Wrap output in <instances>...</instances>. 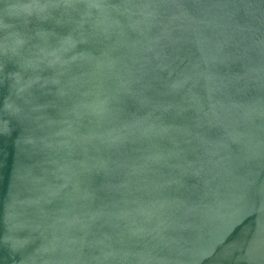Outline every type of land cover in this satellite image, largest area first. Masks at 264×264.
Here are the masks:
<instances>
[{
  "label": "water",
  "instance_id": "obj_1",
  "mask_svg": "<svg viewBox=\"0 0 264 264\" xmlns=\"http://www.w3.org/2000/svg\"><path fill=\"white\" fill-rule=\"evenodd\" d=\"M0 264H264V0H0Z\"/></svg>",
  "mask_w": 264,
  "mask_h": 264
}]
</instances>
